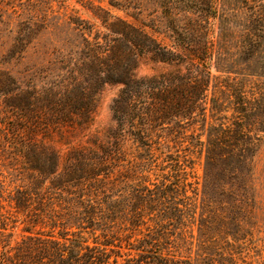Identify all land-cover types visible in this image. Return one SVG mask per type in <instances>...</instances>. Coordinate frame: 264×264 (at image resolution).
Segmentation results:
<instances>
[{
	"label": "trees",
	"instance_id": "obj_1",
	"mask_svg": "<svg viewBox=\"0 0 264 264\" xmlns=\"http://www.w3.org/2000/svg\"><path fill=\"white\" fill-rule=\"evenodd\" d=\"M77 1L100 26L63 0H0V17L24 16L13 53L43 32L62 41L40 82L0 72V162L16 163L7 174L0 165V264H216L248 254L264 0ZM146 57L180 67L139 77ZM114 84L105 142L95 136L63 162L38 139L90 124ZM7 206L31 223L15 244Z\"/></svg>",
	"mask_w": 264,
	"mask_h": 264
},
{
	"label": "rangeland",
	"instance_id": "obj_2",
	"mask_svg": "<svg viewBox=\"0 0 264 264\" xmlns=\"http://www.w3.org/2000/svg\"><path fill=\"white\" fill-rule=\"evenodd\" d=\"M63 1L68 6L69 11H77L84 19L91 21L97 26L101 25L100 20L77 0ZM112 12L117 16L127 18V15L122 11L112 10ZM23 19V15L19 16L11 10H3V15L0 17V72L11 75L19 82H28L32 78H36L39 81L42 80L41 69L47 65L48 61L55 58L53 51L62 48L61 35L54 30L52 32H43L33 39L22 53H13ZM129 19L132 20L131 18ZM160 38L162 39L163 37ZM179 67L175 63L156 61L146 57L139 63L136 74L139 77H152L168 71H174ZM121 89V84H114L107 85L101 91L98 96L97 108L90 124L85 126L76 125L74 127L63 126L52 131L46 137L39 136L38 139L58 150L64 158L63 162H65L67 154L72 149L89 147L92 138L95 136L105 142L107 131L115 125L112 105ZM260 137L258 152L253 162L252 176L256 189L257 203L252 208V214H249L246 219L249 229L247 240L250 241V252L246 255L244 254V256L218 261L216 264H264V133H261ZM13 164L16 163L0 162L1 169H4L5 172ZM196 172L198 175H202V162L197 163ZM6 208L7 211L10 210L5 214L7 232L13 234L12 243L15 244L22 241L24 236L29 235L25 232V228L30 227L31 223L24 214L16 213L8 206ZM38 229L36 227L33 231L36 232ZM195 233L197 234V230Z\"/></svg>",
	"mask_w": 264,
	"mask_h": 264
}]
</instances>
